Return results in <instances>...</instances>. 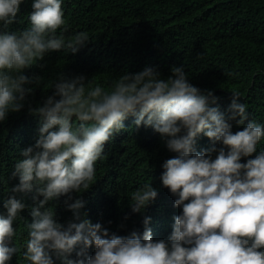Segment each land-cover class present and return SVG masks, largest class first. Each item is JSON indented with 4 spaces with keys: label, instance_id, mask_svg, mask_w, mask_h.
Wrapping results in <instances>:
<instances>
[{
    "label": "clouds",
    "instance_id": "clouds-1",
    "mask_svg": "<svg viewBox=\"0 0 264 264\" xmlns=\"http://www.w3.org/2000/svg\"><path fill=\"white\" fill-rule=\"evenodd\" d=\"M22 2L0 0V122L10 112H19L26 94L32 92L24 87L32 80L23 70L53 51L67 48L76 53L90 39L87 32L67 39L57 35L66 23L62 0H33L30 27L10 31ZM171 73L164 79L155 68L146 67L120 76L110 90L93 86L84 76L70 81L59 77L43 105L29 108L41 120L39 139L22 151L24 159L15 164L12 175L18 176L19 183L12 192L35 187L37 203L31 210L33 222L28 225L24 254L30 264H54L53 256L61 264H264V151L257 153L264 125L248 120L238 92H232L226 116L211 106L219 98L193 86L183 67L173 66ZM35 80L39 83L42 78ZM129 116L137 127H152L165 138L168 151L176 154L163 162L160 177L177 197L175 206L182 208L167 240L153 239L147 227L150 217L144 220L142 235L136 231L128 236L110 234L100 223L81 219L84 201H73L70 195L89 189L105 144L124 128ZM230 121L245 126L233 132ZM201 133L213 144L198 151ZM254 153L255 158L241 163L242 157ZM157 195L151 184L132 192V212H142ZM61 196H67L64 203L73 213L66 225L58 223L54 211L46 207ZM4 207L0 264L18 251L9 243L15 235L13 222L25 204L13 195ZM77 246V259H71ZM93 246L94 255H88Z\"/></svg>",
    "mask_w": 264,
    "mask_h": 264
},
{
    "label": "trees",
    "instance_id": "trees-1",
    "mask_svg": "<svg viewBox=\"0 0 264 264\" xmlns=\"http://www.w3.org/2000/svg\"><path fill=\"white\" fill-rule=\"evenodd\" d=\"M33 0H23L10 31H24ZM65 24L57 30L71 38L87 32L89 41L76 53L70 49L53 51L37 61L23 74L32 80L25 88L24 107L10 112L0 122V215L7 216L5 202L13 195L25 204L13 222L15 235L9 243L18 249L6 264H30L24 259L29 228L33 222L31 210L37 201L32 191L13 193L19 183L13 176L15 164L24 159L22 151L39 139L41 120L29 108L42 106L54 92L59 77L70 81L78 76L110 90L113 81L124 74H135L146 67L155 68L161 77L172 75L173 66L183 67L189 82L218 97L216 105L226 116L232 92L245 103L248 120L264 125V0H62ZM42 80L37 83L35 78ZM134 117L124 121V128L115 133L104 146V154L95 164V180L88 190L70 195L84 201L81 219L100 223L109 233L128 236L136 231L142 235L145 218L150 217L154 240H167L174 217L182 208L160 179L162 164L176 154L168 151L165 138L143 125L137 127ZM245 121V125L248 123ZM74 123H78L73 120ZM233 132L245 125L230 121ZM213 142L202 133L197 137V150L211 147ZM216 146L220 147L219 142ZM264 151V137L257 144V153ZM242 157L241 163L247 159ZM215 158V154H213ZM151 184L157 198L142 212L133 213L131 193ZM43 199V197H38ZM61 196L46 207L54 211V219L67 224L73 218ZM69 201V203L73 202ZM70 256L77 259L76 251ZM264 251V249H261ZM95 247L87 249L94 255ZM54 264L61 261L53 256Z\"/></svg>",
    "mask_w": 264,
    "mask_h": 264
}]
</instances>
